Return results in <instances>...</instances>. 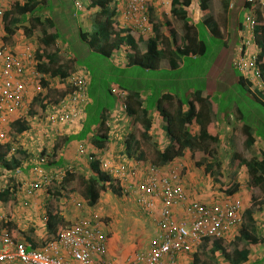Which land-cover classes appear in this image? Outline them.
Segmentation results:
<instances>
[{
  "label": "rangeland",
  "instance_id": "obj_1",
  "mask_svg": "<svg viewBox=\"0 0 264 264\" xmlns=\"http://www.w3.org/2000/svg\"><path fill=\"white\" fill-rule=\"evenodd\" d=\"M8 1L11 5V10L16 1L21 2V0ZM37 1L43 6L37 15L44 23L42 25H35V22L27 21L23 23L15 13H12L11 18L17 17V19H19L17 24L10 25V30L13 31L14 34V43H16L17 47L26 44L34 50L40 49L44 47L41 42L43 30H48L50 34L54 33V30L59 31L60 37L52 46L46 48L45 55L57 52L56 62L65 67L67 73L70 72L72 74L79 68V70L86 75L88 79V102L86 109L88 114L90 113L91 116L95 118L96 122H99L102 115H108L109 118L113 119L121 114L119 101L116 94L113 93L114 88L117 91H122L126 94H132L133 92L137 93L142 96V100L145 99V104L149 108L162 94L167 93L171 94L172 97L176 98V100H180L184 104H186L191 98V93L194 91H201L210 96L211 115L215 116L213 117L214 123L218 122V125L215 123V126L219 129L220 127L224 128L227 126L231 130V134L228 136L230 138L229 145L223 144V146L222 143L219 142L218 145L216 144L217 150L215 156L219 157L222 162L227 159H230L232 162V165L227 166L225 169L221 168L226 180L222 182L220 180L216 181L214 179V177H217L216 175L213 177L208 175L204 170L207 163L202 161L203 156L198 152L191 154L187 151V159L185 160V158H183V165L179 163L178 169L180 172L184 173L186 171L184 164L186 163L188 165V167H186L187 170L193 169L195 175L198 176L199 179L201 178L209 184H213H210L211 187L209 189L216 191V195H221L222 192L220 187H222V183L225 187L231 186L234 183L242 185V189H244L243 194L246 196L245 198L242 194V196H244L243 200L248 199L244 200L243 210H252L256 218L255 228L257 229V233L264 238V207L262 205L264 187L259 186L248 188L247 185L250 179L247 180L248 176H246V172L243 171L245 170L244 167L237 164L233 165L235 159L232 160V155H234V153L245 159H250L252 157H258L259 152L264 151V107L255 100L254 94L257 95V93H252L250 90H247V88H243L239 83L238 80L240 73L235 67L237 59L235 48L238 46L241 39L240 37L243 35L239 26L245 21L246 16L249 14L248 10H246L240 3V0L233 1L234 8L228 10H225L223 7L222 0H210L209 14L205 17L202 15L196 0H193L194 7L192 11L190 10L189 15L192 20L200 21L196 26V31L198 32L200 39L202 38L206 43V53L202 56L183 58L179 68L176 70H171L167 66L166 59L162 60L159 70H143L139 67H130L126 69V67L124 68L114 65L117 61L125 63V55L122 52H120L122 54L119 57V54L117 55L118 59L115 57L109 59L91 52L90 50L88 51L87 45L79 39L78 25L81 29L83 28V31H86V29L90 31L93 30L90 27L92 24V15L90 18H87V16H89L90 13L94 14L95 10L90 12V9L88 8L89 0H81L83 7L82 10H78L74 4L75 1L80 0H53L54 8L51 14L54 21L53 28H50L45 22V18L48 17L49 14L48 7L44 4V1L46 0ZM121 5L122 1L119 0L118 7H121ZM168 8V6L164 8V6L159 4L158 9L155 11L152 4L151 9L154 12L153 15L150 16V19L153 25H155V21H158V27L160 28V31H162L161 35L167 39L168 47L172 49L174 46V40L171 32L179 43V38L183 35V23L180 20L173 18L170 9ZM257 13H259L262 23L264 24V12L258 11ZM206 17H210L212 23L216 25L218 31L217 36L210 34L209 29H211L212 25H204ZM72 19H76V25H73V23L70 22ZM32 25H35L34 29H32V32L29 34H26V29L32 27ZM163 46L164 45L160 47L162 48ZM72 54L75 58H73ZM32 57H35V52H32ZM72 59H75V62ZM240 76L243 78L242 75ZM46 82V88L38 86L32 89L30 97L33 98L37 96L38 100L33 105L31 104L27 106L30 108L27 115L12 116L9 118L7 125L0 127V131L4 134V136L0 138V149H2V152L4 151L5 145L10 146V148L15 146L16 148L25 151L26 158H23L25 164L29 160L31 161L39 156L43 147H47L46 149L49 152H51L52 147L56 148L58 156L59 153H64L63 149H66L64 139L70 132L74 133L73 129L78 130L81 125V123H77L71 127L60 128L61 133L56 135L49 131L50 129L44 123L46 116L45 111L47 110L48 105L54 104L60 97H62L66 88L65 82L58 78L47 77ZM260 100L264 101L263 98ZM175 104L176 101H174V105ZM168 105L169 102L163 101L160 106L171 109ZM237 108L241 115H243V122L250 125L251 131L256 137V144L251 147H246L244 144V138L246 136L242 131L243 122L236 110ZM149 114L155 121L157 120V126H159V123H162V125L164 124L160 118V113L157 112L156 106L150 108ZM221 118H223V120ZM17 119L21 121L24 120L27 126L26 131L21 134L15 132L14 129H16V127L11 124V122ZM108 125H105V127L109 130L110 134L113 132V129L111 124L109 126L110 129L108 128ZM132 128L135 130L129 135H131L134 140L138 141V144L133 146L134 151L132 156L126 158L127 156L124 154L125 159H133L136 162L138 160L149 161L150 164L155 163V151L157 148L153 146L154 144H148V142L145 141L143 135L146 136L147 133H142L140 127ZM193 129L195 130L196 127ZM92 133L94 134V132ZM123 137L124 135H118L113 139V137H110L109 135V139H111L112 142L119 140V143L122 144L121 146H124L125 148ZM154 137L155 135H153V138ZM89 144H92L91 138L88 141L80 143V145H83L84 147ZM105 150L108 151V146L105 147ZM82 155H88L86 148ZM112 156L110 157V160H113ZM73 160L76 161L75 159ZM196 162H200L201 165L196 166ZM67 167H71L74 171L72 173L74 178L65 183L61 193H59V188L57 187L59 183L57 181L49 187L48 191L53 196L55 194L61 195L62 198L59 200L60 207H66V205L70 203L72 210H75L79 209L77 204L81 202L84 203L83 205L85 206V209L89 210L87 203L83 198V190L86 182L84 176L88 177V173H85L87 169L84 171V169L75 162ZM168 169L169 168L164 171L167 172ZM229 171H231V176H228ZM22 177L23 175L21 173L19 175H13V173L6 174L0 167V192L10 185L12 181L15 183ZM117 182L122 184V182L124 183V180L117 179ZM108 194L111 195L113 193L108 192L102 194V196H108ZM199 199L202 200L201 198ZM200 202L207 203L204 201ZM123 205L134 209V215H126L122 212V209H120L121 211H117L118 207H115V210L112 208L109 212L107 211V213L100 219V222L105 226L104 231L109 239L113 240L114 232H120V230H122V238L119 240V244H115V251H118L119 248L123 249L124 247L127 249L129 248L130 250L133 249L135 252L142 251L146 249L149 244L150 238L153 235V230L151 231L150 227H153V224H156V222H153L152 219H148L139 208L140 206L134 202L133 199L127 197ZM72 206H75V209ZM98 208L99 207H97V209ZM104 209L105 208L102 207L99 210L102 211ZM61 211H63V209H61ZM76 211L82 212L81 210ZM73 214L75 213L69 212V215L73 216ZM69 215L66 213L65 215H62L64 219L61 225L62 227L78 220V218H72L69 217ZM70 218L72 220H70ZM116 226L118 228L115 230L114 227ZM40 229L44 231L43 225L40 226ZM227 243V241H224L223 245L227 247V249L232 250V244ZM241 246H243L242 243L239 244V247ZM208 249V246H200L197 248L196 252L188 255L186 254L187 259L185 258L186 260L184 264H193L194 255H197L198 264H228L224 262L222 255L216 257L214 254L212 255L209 253ZM251 255H253V257L255 256V260L257 257L264 255L263 246H256V250L253 251Z\"/></svg>",
  "mask_w": 264,
  "mask_h": 264
},
{
  "label": "built area",
  "instance_id": "obj_2",
  "mask_svg": "<svg viewBox=\"0 0 264 264\" xmlns=\"http://www.w3.org/2000/svg\"><path fill=\"white\" fill-rule=\"evenodd\" d=\"M121 1L119 13L124 22L140 35H151L153 24L148 0ZM171 1L163 0L162 6L169 7ZM243 3L248 5L249 14L241 24L243 35L236 47L235 67L249 83L251 92L260 94L264 93V77L258 62L260 47L254 30L258 23L257 12H264V0H243ZM75 4L78 9L82 8L79 2ZM10 6L8 0H0V127L7 125L12 116L27 114L32 89L38 87L40 79L36 59L32 57L34 49L26 44L17 47L14 34L9 35L6 30L4 16L11 10ZM64 82L66 91L45 111L46 123L57 133L60 128L82 122L88 102V79L81 70L69 75ZM113 92L122 109L126 110L124 93L115 88ZM0 133L2 138L4 134ZM84 150L85 147L79 145L77 153L82 155ZM15 151L16 147L12 146L7 156H12ZM100 159L102 171L116 180H125L136 170L135 167L113 165L103 157ZM89 160H93L92 156ZM46 165L45 157L33 162L32 179L24 187L28 195L43 192L56 181L63 182L66 174L71 172V167L46 170ZM20 172L17 169L14 174ZM180 174L178 166L165 172L159 166L149 165L139 196L147 208H152L153 201H160L156 229L147 248L128 254L124 264H175L178 256L192 252L193 247L204 240H222L241 228L244 218L240 201L222 199L209 205L189 202L186 191L179 186ZM178 205L183 212L181 220L171 212L172 207ZM107 251V237L99 218H80L61 227L52 240L38 249L17 241L8 230H0V264H110L106 259Z\"/></svg>",
  "mask_w": 264,
  "mask_h": 264
},
{
  "label": "trees",
  "instance_id": "obj_3",
  "mask_svg": "<svg viewBox=\"0 0 264 264\" xmlns=\"http://www.w3.org/2000/svg\"><path fill=\"white\" fill-rule=\"evenodd\" d=\"M193 0H172L170 4V13L173 18L180 20L183 23V35L179 38V43L173 37L174 46L172 49L168 47L167 39L161 35L160 28L158 24L154 25V33L152 36H144L137 33L132 28H119L117 23L118 8L116 6V0H89L90 9H95L94 14H92V31H80L78 33L79 39L84 42L88 51L97 53L100 56L106 58H117L120 50L124 48L126 50V64L129 67H139L143 70H159L162 60H167V66L171 70H176L179 68L183 58L202 56L206 53V43L200 37L196 31V27L189 24V12L193 9ZM209 1L210 0H196L197 5L205 17L209 14ZM223 7L225 10L229 9L230 0H222ZM240 3L245 9L248 5L240 0ZM44 4L48 7V17L45 18V22L49 24L52 28L54 27L53 20L51 17L52 10L54 8L53 0H46ZM42 4L37 0H21L14 3L13 9L5 14L4 19L7 23V32L9 35L13 34L10 30V24H17L19 19L21 22H35L36 24L42 25V22L37 15L42 9ZM12 13L16 14L17 17L11 18ZM50 15V16H49ZM257 25L255 27L256 41L260 47V53L258 55V62L262 76L264 77V24L262 19L257 13ZM204 25H212L209 29L210 34L213 36L218 35L216 25L212 23L210 17H206L204 20ZM26 29V34L32 32L34 26ZM160 31V32H159ZM43 37L41 42L43 48L36 49V70L39 74V84L41 87L47 86L46 78H58L64 81L67 78L69 72L67 73L65 67L58 64L57 52L49 53L45 55L46 48L52 46L58 38L56 32L49 33L46 30L42 31ZM164 45L162 48L160 46ZM168 47V48H166ZM74 58V57H73ZM75 62V59H72ZM239 83L245 88V84L249 86L248 82L239 75ZM248 90V88H247ZM114 93V92H113ZM254 94L255 100L259 102L262 107H264V93ZM253 95V94H252ZM134 93H129L128 99H126V114L129 116H134V119L140 123L144 129L145 133H148L152 121L154 118L149 117V110L151 107L156 106L157 112L160 113V118L164 122V135L167 137V145L164 149H157L155 151V163L159 166H164L174 160L184 156L187 151L191 154L196 152L200 153L203 158L202 161L206 162L205 171L211 177L220 174V169L222 166V160L216 157V144L218 143V133L214 130L217 126H214L211 131H208V126L211 125L210 120V96L202 93L201 91H194L191 93V98L186 104L182 103L180 100L172 97L171 94H162L160 98L152 104L149 108L145 104V100L139 99L132 100ZM38 97H33L30 105L36 103ZM129 100V101H128ZM163 101L169 102V107H161ZM174 101L176 104L174 105ZM168 107V108H169ZM87 108V106H86ZM85 108V109H86ZM30 108L27 110V114ZM241 121L243 122V115H241L239 109H236ZM86 113V110H84ZM86 118L80 125V131L77 134L67 135L64 139L66 143V148L72 145L73 141L83 143L91 138V143L96 147L97 150H104L106 146H109L111 139H109V130L105 127V121L103 119L99 122L95 121V118L91 116L88 112L86 113ZM11 124L16 127L15 132L21 134L26 131L27 126L24 120H14ZM97 127V129H95ZM194 127H198V133L192 132ZM243 132L245 134L244 144L246 147H251L253 145L254 139L252 137V131L250 125L243 122ZM97 130L95 134L92 132ZM217 130V129H216ZM61 132V131H60ZM89 135V138L88 136ZM126 155L130 157L133 155L132 143H136L131 135L125 134L123 137ZM135 145V144H133ZM132 146V147H131ZM10 146L4 147V151L0 149V167L2 170L8 172H14L17 168H22V175L25 174L30 168V162L24 163L23 158H26L25 151L18 149L12 156L8 157L7 154ZM47 147H43V150L39 153V156L46 157L48 166H60L66 157L58 156V151L56 148H52L51 152L47 151ZM46 149V151H45ZM69 150V149H68ZM46 155V156H45ZM101 155V153L99 154ZM238 161L239 165L243 166L247 171L250 178L249 186L253 187H264V151L259 152L258 157H252L250 159H245L240 155L234 153L233 155ZM211 161H209V160ZM200 162H196V166H200ZM88 172V177L84 176L86 179L83 198L85 199L89 207H93L100 198V194H106L111 192L113 194L121 196L123 193V188L120 183L112 181L108 174L101 171L100 166L97 162H91L86 170ZM74 175L68 173L65 177L64 182L58 184L59 193L63 190L65 183L73 179ZM218 181V177H214ZM223 191L226 190L229 195H234L238 191V185L232 184L231 186L225 187L221 184ZM230 188V189H229ZM10 187L5 188L0 192V198L4 199L9 195ZM58 193V192H57ZM46 202H45V212H44V226L46 234L43 236V243L52 240L59 229L62 227L63 217L60 215V203L59 200L62 198L61 195H52L47 190L46 191ZM4 195V196H3ZM244 223L239 229L238 234L230 242L232 244V250L229 251L227 247L221 245V240L216 241L212 249V253L221 252V255L225 262L229 264H244L250 254V245H256L264 241V238L257 233V229L254 226V218L251 209L245 210L243 214ZM204 240V242H206ZM242 243L243 246L240 248L239 244ZM41 245V246H42ZM39 246V248L41 247ZM221 246V247H220ZM34 249H38L32 246ZM194 262H198L197 255L194 257ZM256 264H264V257L261 261Z\"/></svg>",
  "mask_w": 264,
  "mask_h": 264
},
{
  "label": "crops",
  "instance_id": "obj_4",
  "mask_svg": "<svg viewBox=\"0 0 264 264\" xmlns=\"http://www.w3.org/2000/svg\"><path fill=\"white\" fill-rule=\"evenodd\" d=\"M118 1L119 0H116V6L117 7H118ZM162 1L163 0H148V5H150L148 12H149L150 16L153 15V12H154L151 9L152 4H153V8L156 11L158 9L159 4L162 5ZM233 1H235V0H230L229 9L234 8ZM168 9H170V6ZM94 10L95 9H90V12H92ZM91 15H92V13H90V15L87 16V18H90ZM188 16L190 18V15H188ZM190 19H189V21H190L189 24H191L195 27L200 22V21H194V20H192V19L190 20ZM72 20H74V21H72ZM72 20L70 22L73 23V25H76L77 24L76 19H72ZM117 22H118V27L121 29L127 28V27L130 28L127 25V23L124 22V20L122 19L120 14H118V16H117ZM157 22L155 21L154 24H158ZM49 27L52 28L51 26H49ZM90 27H91V25H90ZM89 29H91V28H89ZM78 30H79V32L83 31V28L81 29V27L78 25ZM46 31H48V30H46ZM54 31L57 33L58 38H59L60 37L59 31H56V30H54ZM163 34H165V33H163ZM61 37H63V36H61ZM120 52H122L124 55L126 54L125 51H120ZM122 53H119L118 57ZM72 56L74 57L73 54H72ZM125 57H126V55H125ZM114 65H116L118 67H124V68L126 67V69L130 68L129 66H127L126 62L121 63L120 61H117ZM244 87L248 88V90H250V87H248L246 84ZM123 93L125 95V100L128 99L129 94H126L125 92H123ZM137 97H139V99L142 98V96L138 95L137 93H134L132 100L136 101ZM143 100H145V99H143ZM119 105H118V107H119ZM85 110L87 113V109H85ZM120 110H121V114L117 115L113 119L109 118L108 115L107 116H105V115L101 116V119H103L105 121V125L109 124L108 125L109 129H110V127H109L110 124L112 126L113 132L110 133V137L112 136L114 139V137H117L118 135H125V134L129 135L130 133L134 132V130H135L132 127H134V128L140 127L142 129V133L144 132L142 125L140 123H138L137 120L134 119V116L132 117V116L127 115L126 111L122 109L121 105H120ZM86 113H85V115H86ZM211 113H212V110L209 113L211 125L208 126V131H211L213 129V127L215 126V123H217V125H218V122L214 123L213 117H215V116L211 115ZM149 117H152V116L150 115ZM85 118H86V116H85ZM221 119L223 120V118H221ZM154 121L155 120L153 119L151 127H150L147 135L146 136L143 135V137H145V141L148 142V144H154L153 146H155L157 149L162 150L166 147L167 141H168L167 137H166V135H164V131H163V127H164L163 125L164 124L162 125V123H159V126H157V123H156L157 120L155 122ZM133 124H134V126H133ZM80 128L78 130L73 129L74 133L70 132L69 135L77 134V132L80 131ZM216 129L214 130V132L218 133V136H217L218 142L222 143V145L223 144L229 145L230 138L228 136L231 134L230 128H228L226 126L224 128L220 127V129L219 128H216ZM242 131H243V129H242ZM93 132H95V131H93ZM192 132L198 133V127H196L195 130L192 129ZM153 135H155L154 138H153ZM87 136L89 138V135H87ZM252 137L254 139L253 145H255L256 144V140H255L256 137L254 136L253 133H252ZM134 141H136V140H134ZM133 144H138V141H136V143H132V146H134ZM79 145H80L79 142L73 141L72 145L69 148L63 149L64 153H59V157L62 156L63 158H64L65 154L67 153L66 157L64 158L65 161H63V163L60 166H53V167H51V166L46 167L45 166V167L46 168L67 167L69 165H72L75 162V163L79 164L85 171V169L88 168V162H87L88 158H86V155H84V157H81L77 153V149H78ZM121 145L122 144L119 143V140H115V142H112V140H111V143L108 146V151H106V153H105V159L110 160V157L113 155L112 156L113 160H110L113 165L114 164L115 165L120 164V165H124L128 169H131V167H135V169H136L135 172H133V173L131 172L132 174L129 173V176L127 179L124 180V183L122 182V184H120L121 187H123L122 195L117 196L115 194H111V195L108 194V196L103 197L102 194H100V198L98 199V202L93 207H89L87 205L89 210H86L85 206L83 205L84 203H81V202L77 204V207H79V209H75V206L74 207L72 206L75 210H72L70 203H68L69 205L68 204L66 205V203H65L66 207H61V209H63V211L60 210L61 216L65 215V213L69 215V212H71V213H75V214H73V216L69 215V217H72V218L76 217L78 219H80V218H99V219H101L107 213V211L108 212L110 211V209L114 208V210H115V207L116 208L118 207L117 211H121L120 209H122V212L125 213L126 215H129V214L134 215V209L130 208L129 206L125 207L123 205V203H125V200L127 199V197H129V198L133 199L134 202H136L140 206V207L139 206L138 207L143 211V214L145 216H147L148 219H152L153 222L154 221L156 222V219L160 213V201H153L152 208H147V206L144 204V201L142 202L140 199V196H139L140 190L143 187L144 182L147 179L146 176L148 174V167L150 165V162L149 161H141V160L140 161L138 160L136 162L133 159L132 160H128V159L126 160L125 156H124V154H126V149H125L126 147L124 148V146H121ZM217 145H218V143H217ZM86 148H87V153L89 155L91 153L97 154L98 150L92 144L87 145ZM111 151H113L114 153ZM186 157H187V153H184V156H182L181 158H178V159L174 160L173 162H170L164 166H160V168L163 171L166 170L167 168H174L179 163L182 164L183 158H185V160H186L187 159ZM126 158H128V157H126ZM73 159H75L77 162L74 161ZM234 159H235V162H233V165H236V164L239 165L236 158L232 155V160H234ZM153 164H156V163H153ZM184 165H185L186 171L184 173L181 172V174H180L179 186L186 191V193L188 195V201L189 202L204 201L207 203H202V202H200V203L209 205V204L213 203L214 201H219L222 199H233V200L240 201L242 208H244V200H248V199L243 200L245 195L243 194L244 189H242V185L234 183L235 185H238V191L235 192L234 195H229L228 192H226V190L223 191V187H220V190L222 192L221 195L220 194H219L220 196L216 195V191H214L213 189H209L211 187L210 184H212V183L209 184L207 181H204L201 178L199 179L198 176L195 175L193 169L187 170L186 167H188V165L186 163ZM230 165H232V162L230 161V159H227L226 161L222 162L221 168L225 169L227 166H230ZM241 167H243V166H241ZM243 171L246 172V174H247L246 170H243ZM85 173H88V172L85 171ZM220 173L222 174L221 177H220L219 173L216 176L222 182V181L226 180V178L224 177L223 170H221ZM228 176H231V171H229ZM246 176H248V174ZM30 179H32L31 173L29 171H27L25 174H23V177L20 178L19 181L17 180L15 183L12 181V183L6 187V188L10 187V192H9V195H7L4 199L0 198V230L1 229L8 230V231H10V233L13 235V237L17 241H20V242L24 241V242L31 244L32 246H35L36 248H39V246H41L43 243L42 238L46 234L43 216H44V212H45V202L47 200V198H46L47 194L45 191H43V192L39 191V192H36L34 194V196L28 195L25 192L24 187H25V185L28 184V181H30ZM248 179H250L249 176H248L247 180ZM235 180H236V177H235ZM112 181L117 182V180L114 178H112ZM233 181H234V178H233ZM249 182L250 181H248V185H247L248 188H250ZM242 194L244 196H242ZM199 198H201L202 200H200ZM245 198H246V196H245ZM61 203H62V201H61ZM97 207H99V208L97 209ZM102 207H104L105 209L100 211L99 209H101ZM76 210H81L82 212H77ZM245 210H247V209H245ZM171 212L174 214V216L176 217L177 220H181L183 218V212H182L179 205L172 207ZM244 212L245 211L243 210V214H244ZM251 212H252V210H251ZM252 215H253L254 220H256V218L254 216L255 214L253 212H252ZM70 220H72V219L70 218ZM101 224H102V229L104 231L105 226H103V223H101ZM41 225H43L44 231H42V229H40ZM254 226L256 227L255 221H254ZM117 228H118L117 226L114 227L115 230ZM150 228H151V231L153 230L152 234H154V231L156 229V224L154 223L153 227H150ZM151 231H150V234H151ZM238 232H239V230L233 232L232 235H230L228 238L222 239L221 245L224 246L223 245L224 241L225 242L227 241L228 243H230L234 239V237L238 234ZM104 233L106 234L105 231H104ZM106 237H107V242H108V251H107L106 259L110 262V264H124L127 255L135 252V251H133V249L130 250L129 248L127 249L125 247L123 249L119 248L118 251H115V244H119V240H121V238H122V230H120V232L119 231L114 232L113 240L109 239L107 234H106ZM216 241H219V240H207L206 242H202L197 247L194 246L192 252H190V253L196 252L197 248H199L200 246L201 247L208 246L209 247V249H208L209 253H211L213 255V253L211 252L212 251L211 248H213ZM256 246H263V248H264L263 242H261V244L258 243L256 245H250L249 246L250 254L248 256L247 261L244 264H256L263 259L264 255L257 257L256 260H255V256L253 257V255H251L252 252L256 250ZM126 249H127V251H126ZM229 251H230V249H229ZM190 253H188V254H190ZM218 255H221V252H217L214 254V256H216V257ZM194 257H195V255L193 256V264H198V262H196V263L194 262ZM185 258L187 259L186 255L178 256L175 264H181V263L184 264L185 260H186ZM222 259H223V257H222ZM224 262H225V260H224ZM226 263H228V262H226Z\"/></svg>",
  "mask_w": 264,
  "mask_h": 264
},
{
  "label": "clouds",
  "instance_id": "obj_5",
  "mask_svg": "<svg viewBox=\"0 0 264 264\" xmlns=\"http://www.w3.org/2000/svg\"><path fill=\"white\" fill-rule=\"evenodd\" d=\"M76 2H79L80 4H81V6H82V2H81V0L80 1H75L74 2V4L76 3ZM193 2V1H192ZM89 5H90V2H89ZM89 5H88V8H89ZM75 6H76V4H75ZM77 8V7H76ZM83 8V7H82ZM82 8L81 9H78V10H82ZM118 8V14H120L119 13V7H117ZM90 9V8H89ZM257 19H258V15H257ZM116 20H117V18H116ZM151 20V19H150ZM118 23V22H117ZM152 23V22H151ZM153 27H154V25H153ZM239 28H240V31H241V24H240V26H239ZM153 33H154V31H153ZM153 33L151 34V35H149V36H152L153 35ZM241 38V37H240ZM241 40V39H240ZM237 47V46H236ZM34 51H36V50H34ZM120 51H125V53H126V50L124 49V48H122ZM235 51H236V48H235ZM126 55V54H125ZM35 59H36V56H35ZM79 69V68H78ZM76 71H78V70H76ZM75 71V72H76ZM74 73V72H73ZM69 74H71L70 72H69ZM69 74H68V76H69ZM67 76V77H68ZM66 79V78H65ZM65 81V80H64ZM38 86H40V84L38 85ZM253 93V92H252ZM259 95V94H258ZM31 96V95H30ZM31 100H32V97H30V100H29V105H30V103H31ZM48 107V106H47ZM22 116H24L23 114H21ZM27 115V114H26ZM20 116V115H19ZM85 119V118H84ZM18 120V119H17ZM83 122V121H82ZM82 122H80V123H82ZM44 123L46 124V126L50 129L49 131L52 133V134H54V135H56V134H60L61 132H59V133H57V132H55V131H53L51 128H50V126H49V124H47L46 123V120L44 121ZM72 126H74V125H72ZM71 127V126H70ZM95 129H97V127H95ZM95 131H97V130H95ZM98 132V131H97ZM96 132H94V134H95ZM93 145V144H92ZM85 148H86V146H85ZM11 149V148H10ZM10 149H9V151H10ZM18 150V148H16V151ZM9 151H8V153H9ZM16 151H15V153H16ZM86 152H87V148H86ZM15 153H14V155H15ZM101 153V155H99ZM105 153H106V150L104 149V150H98L97 151V154H94V153H91L90 155L88 154L87 156H86V158H88V165L91 163V162H97L98 164H99V166H100V161H101V159L100 158H105ZM8 155V154H7ZM80 155V154H79ZM81 157H84V155H80ZM90 156H92V158H93V160L92 161H90L89 160V157ZM41 156H37V157H35L34 159H32L31 161L29 160V162H30V165H31V168H32V165H33V162L34 161H36L38 158H40ZM46 158V157H45ZM47 159V158H46ZM100 159V160H99ZM150 165H156V166H159V165H157V164H150ZM176 166H178V165H176ZM46 167H48V163H47V165H46ZM45 166H44V169H54V168H60V167H54V168H46ZM160 167V166H159ZM31 168L28 170L29 172H30V170H31ZM17 169H20L21 170V174H22V168L21 167H19V168H17ZM16 169V170H17ZM100 169H101V166H100ZM5 171V173L6 172H8V171H6V170H4ZM101 171H102V169H101ZM15 172V171H14ZM14 172H9V173H13V175H15L14 174ZM74 171L72 170V168H71V172H69V173H73ZM103 172V171H102ZM19 173V174H20ZM31 173V172H30ZM103 173H105V172H103ZM18 174V175H19ZM68 174V173H67ZM66 174V175H67ZM105 174H108V173H105ZM109 175V174H108ZM110 176V175H109ZM66 177V176H65ZM32 178V177H31ZM110 178L112 179V177L110 176ZM65 180V179H64ZM30 181H31V179H30ZM29 182V181H28ZM64 182V181H63ZM123 188V187H122ZM5 189V188H4ZM3 189V190H4ZM49 189V188H48ZM47 189V190H48ZM46 190V191H47ZM45 191V190H44ZM45 191V192H46ZM264 199V198H263ZM263 205V204H262ZM264 206V205H263Z\"/></svg>",
  "mask_w": 264,
  "mask_h": 264
}]
</instances>
